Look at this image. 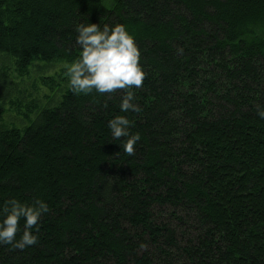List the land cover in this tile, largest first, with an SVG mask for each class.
<instances>
[{
	"label": "trees",
	"instance_id": "16d2710c",
	"mask_svg": "<svg viewBox=\"0 0 264 264\" xmlns=\"http://www.w3.org/2000/svg\"><path fill=\"white\" fill-rule=\"evenodd\" d=\"M81 22L133 34L141 111L67 82L23 123L0 115V206L49 205L0 264H264V0H0V104L12 71L78 55ZM117 114L141 134L132 154Z\"/></svg>",
	"mask_w": 264,
	"mask_h": 264
},
{
	"label": "clouds",
	"instance_id": "9594fccd",
	"mask_svg": "<svg viewBox=\"0 0 264 264\" xmlns=\"http://www.w3.org/2000/svg\"><path fill=\"white\" fill-rule=\"evenodd\" d=\"M76 41L80 46L78 55L65 65L67 82L74 93L88 94L112 93L123 90L119 108L122 113L129 110L140 112L136 103L135 88H139L146 75L140 63V49L135 37L124 23H107L101 26L95 22H81L76 25ZM135 86V88L133 87ZM257 115L264 118V106H257ZM134 121L127 115L117 114L107 121L113 137H125L124 150L132 154L141 139L140 132L130 131ZM49 211L46 200L34 198L24 203L10 198L0 206V244H11L14 248L24 249L38 241L37 232L42 213ZM21 218L24 220L20 238Z\"/></svg>",
	"mask_w": 264,
	"mask_h": 264
},
{
	"label": "rangeland",
	"instance_id": "374dc122",
	"mask_svg": "<svg viewBox=\"0 0 264 264\" xmlns=\"http://www.w3.org/2000/svg\"><path fill=\"white\" fill-rule=\"evenodd\" d=\"M65 65L64 62L55 61L48 64L44 69L33 66L21 76L16 75L10 67L9 69L12 71L11 79L14 83L10 82L9 84L13 87V92L10 97L0 104V115L6 120L23 123L21 119L24 116L23 113H29L27 107L31 109L32 105L34 108V105L45 104V95L51 94L52 91L54 93L56 87L64 88L68 80ZM20 77L25 79L22 80ZM43 80H47L48 87L45 86Z\"/></svg>",
	"mask_w": 264,
	"mask_h": 264
}]
</instances>
